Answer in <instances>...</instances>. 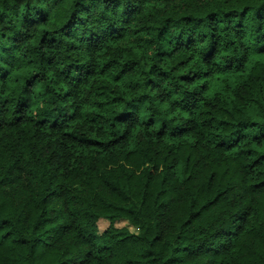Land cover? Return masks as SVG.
Here are the masks:
<instances>
[{
  "label": "trees",
  "instance_id": "1",
  "mask_svg": "<svg viewBox=\"0 0 264 264\" xmlns=\"http://www.w3.org/2000/svg\"><path fill=\"white\" fill-rule=\"evenodd\" d=\"M0 264H264V0H0Z\"/></svg>",
  "mask_w": 264,
  "mask_h": 264
},
{
  "label": "rangeland",
  "instance_id": "2",
  "mask_svg": "<svg viewBox=\"0 0 264 264\" xmlns=\"http://www.w3.org/2000/svg\"><path fill=\"white\" fill-rule=\"evenodd\" d=\"M106 220H104V222L103 223H99V228H100V230H104L105 229V227H107V225H108V222H105ZM127 222H119L118 223V226L119 227H121V226H123V225H125Z\"/></svg>",
  "mask_w": 264,
  "mask_h": 264
}]
</instances>
